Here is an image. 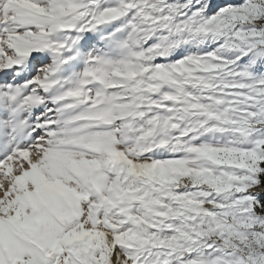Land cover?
Listing matches in <instances>:
<instances>
[{
    "label": "snow or ice",
    "instance_id": "6c2138e0",
    "mask_svg": "<svg viewBox=\"0 0 264 264\" xmlns=\"http://www.w3.org/2000/svg\"><path fill=\"white\" fill-rule=\"evenodd\" d=\"M0 264H264V0H0Z\"/></svg>",
    "mask_w": 264,
    "mask_h": 264
}]
</instances>
